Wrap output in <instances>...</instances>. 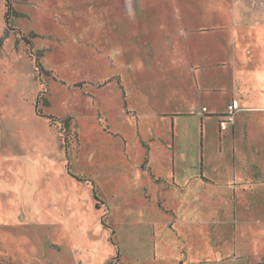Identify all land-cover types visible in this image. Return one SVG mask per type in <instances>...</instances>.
<instances>
[{"label": "rangeland", "instance_id": "rangeland-1", "mask_svg": "<svg viewBox=\"0 0 264 264\" xmlns=\"http://www.w3.org/2000/svg\"><path fill=\"white\" fill-rule=\"evenodd\" d=\"M11 4L0 264H264V0Z\"/></svg>", "mask_w": 264, "mask_h": 264}, {"label": "built area", "instance_id": "built-area-1", "mask_svg": "<svg viewBox=\"0 0 264 264\" xmlns=\"http://www.w3.org/2000/svg\"><path fill=\"white\" fill-rule=\"evenodd\" d=\"M241 106L239 103V100L236 98L230 99V101L227 103L225 110L221 113L223 116V119L219 121V128L220 129H226L227 123L231 121L236 114L241 111Z\"/></svg>", "mask_w": 264, "mask_h": 264}, {"label": "trees", "instance_id": "trees-1", "mask_svg": "<svg viewBox=\"0 0 264 264\" xmlns=\"http://www.w3.org/2000/svg\"><path fill=\"white\" fill-rule=\"evenodd\" d=\"M4 5L6 7V10L4 12V21L7 24H9V15L12 14V13H15L16 11L14 10L12 4H11V0H4ZM22 40L25 42L26 45H29L30 44V40L23 36L22 37ZM35 61H36V66L41 70L43 69V66L42 64L40 63L39 59L38 58H35ZM93 195H95V190H93ZM116 257V256H115Z\"/></svg>", "mask_w": 264, "mask_h": 264}, {"label": "crops", "instance_id": "crops-1", "mask_svg": "<svg viewBox=\"0 0 264 264\" xmlns=\"http://www.w3.org/2000/svg\"><path fill=\"white\" fill-rule=\"evenodd\" d=\"M247 257V264H254L253 260H252V255H248V256H245ZM241 257H237V258H233V259H240Z\"/></svg>", "mask_w": 264, "mask_h": 264}]
</instances>
